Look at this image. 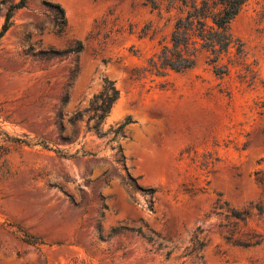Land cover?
I'll list each match as a JSON object with an SVG mask.
<instances>
[{
  "label": "rangeland",
  "instance_id": "rangeland-1",
  "mask_svg": "<svg viewBox=\"0 0 264 264\" xmlns=\"http://www.w3.org/2000/svg\"><path fill=\"white\" fill-rule=\"evenodd\" d=\"M18 1L0 0V30ZM49 1L64 10L62 35L45 0H27L0 39V264H264V243L238 245L264 238V0L231 23L246 57L223 77L205 57L185 73L145 71L175 6ZM77 42V58L43 55ZM107 83L119 98L99 136L91 102ZM193 237L206 243L198 255Z\"/></svg>",
  "mask_w": 264,
  "mask_h": 264
},
{
  "label": "trees",
  "instance_id": "trees-1",
  "mask_svg": "<svg viewBox=\"0 0 264 264\" xmlns=\"http://www.w3.org/2000/svg\"><path fill=\"white\" fill-rule=\"evenodd\" d=\"M167 3L168 7H176L180 11V16L176 19L173 30L168 38L159 42V51L155 53L148 61V71L156 76H166L169 71L180 74L192 70L196 67L198 61L205 57L208 65H211L216 76L223 77L229 73V66L242 63L246 57L243 42L230 30V25L236 16L240 13L244 5L249 0H158ZM27 0H19L18 3L10 5L4 15V23L0 30V39L11 26V19L16 10L25 7ZM45 6L50 10L52 16V28L56 35H62L65 32L67 21L64 10L59 4H54L45 0ZM154 9L159 3L151 1ZM83 51V46L77 42L73 47L64 51H54L43 53L45 57L61 54H72L76 58ZM232 54V55H231ZM224 58H228L227 63H223ZM119 98V91L113 83H107L104 87V93L96 96L91 102L92 115L89 121H93L92 129L97 135H102L101 124L107 118L114 103ZM81 115L78 114L77 118ZM132 121L127 118L126 121L112 131L113 139L124 138L123 129ZM19 140H16L18 142ZM20 142V141H19ZM255 181L264 187V172H255ZM148 194L152 196L156 190L149 189ZM225 207L226 217H231L241 222L247 219V212H237L228 208L227 203L220 205L219 201L214 204V209L223 210ZM261 214L262 210L257 209ZM126 230L121 228L120 231ZM133 231V230H129ZM112 233L115 230L111 231ZM138 234L140 229L136 231ZM20 239L22 243L29 246L39 244L31 235H24ZM148 241L151 238H147ZM230 241V238H226ZM192 253L202 252L206 243L203 240L193 237ZM264 243V238L259 234L250 235L243 243L238 244L241 247L249 248L259 246ZM202 260V257H198Z\"/></svg>",
  "mask_w": 264,
  "mask_h": 264
}]
</instances>
